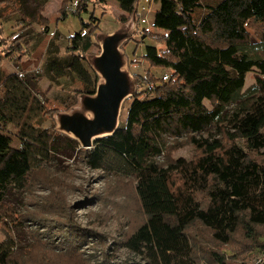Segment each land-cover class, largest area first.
Returning a JSON list of instances; mask_svg holds the SVG:
<instances>
[{
  "label": "trees",
  "instance_id": "1",
  "mask_svg": "<svg viewBox=\"0 0 264 264\" xmlns=\"http://www.w3.org/2000/svg\"><path fill=\"white\" fill-rule=\"evenodd\" d=\"M27 1L0 0L23 24L10 36L13 53H24L30 44L31 19L43 26L42 36L48 32V19L34 13L35 7L30 10ZM34 1L42 8L47 0ZM154 1L159 6L152 27L158 33L145 37L158 45L145 46L141 58L168 78L149 70L145 78L137 77L125 121L90 149L57 130L56 111L47 107L37 82L44 76L62 91L95 94L100 77L86 59L99 27L93 14L66 37L63 54V36L52 33L35 74L0 69V216L13 220L14 212L4 206L10 184L59 185L45 179L43 161L71 150L94 170L130 179L143 219L123 238L127 251L146 264H232L237 252L264 248V0ZM90 2L76 0L71 10L63 0L58 18L79 17ZM137 2L120 0L119 8L131 14ZM251 71L255 84L241 93L244 75ZM46 120L49 126L43 125ZM6 128L13 130L17 146ZM171 139H183L193 156L170 158ZM63 202L53 192L41 215L30 218L57 213ZM75 243L67 245V258ZM11 249V240L0 242V264H28L24 249ZM53 257L48 251L32 264H50Z\"/></svg>",
  "mask_w": 264,
  "mask_h": 264
},
{
  "label": "rangeland",
  "instance_id": "2",
  "mask_svg": "<svg viewBox=\"0 0 264 264\" xmlns=\"http://www.w3.org/2000/svg\"><path fill=\"white\" fill-rule=\"evenodd\" d=\"M62 1L47 0L42 8L37 6L34 0L27 1L30 10L35 7L34 13H40L48 19V32L47 35L42 36L43 26L31 19L32 31L27 37L31 41L29 45L23 47L24 53L21 54L13 53L10 36L19 32L23 24L20 20L18 21V15H13L11 7L5 4L0 5V22H4L2 28L0 27V69L3 73L35 74L43 64L44 53L52 33L58 31L63 36L60 43V54H63V48L67 43L66 37L78 32L82 21L90 22L93 14L99 27L94 38V45L86 55L90 66L92 58L101 51V40L105 35L126 31L130 35L121 42L119 49L124 57L123 69L130 75L132 81V93L138 87L136 78H145L148 70L157 77L168 78L165 70L149 68L141 58L145 46L158 45L153 39L145 37L147 33H150L149 31L158 33L152 27L154 12L159 6L158 2L138 0L135 11L128 14L119 8L120 0H105L102 3L91 0L88 12H82L79 17L69 13L64 19H60L58 11ZM67 1L73 10L76 0ZM255 31V28L250 29V34L255 36ZM31 47H33L32 50H30ZM9 50L10 53H8ZM37 84L47 98V107L56 111L53 120L57 130L60 131L57 123L58 114H70L74 110H80V101L84 95L68 93L67 90L62 91L50 84L44 76L39 78ZM254 84L255 72H247L244 75L241 93ZM144 89L145 87L142 90ZM129 97L121 105L119 123L126 119L131 101ZM204 104L211 109L208 101H204ZM86 115L91 117L89 112ZM43 125L49 126L50 121L46 120ZM5 132L11 137L13 145L17 146L18 142L13 130L6 128ZM68 136L71 137V135ZM170 145V158L190 159L194 154L192 146L183 139L173 142L171 139ZM262 152L264 160V151ZM74 153L75 151L69 150L66 155L62 154L49 161H43L45 179L57 181L59 185L47 188L35 181V183L31 182L32 185L28 188H20L15 184L7 187L4 206L14 213L12 221L0 216V242L6 239L11 240L13 253L24 249L25 262L27 261L28 264H32L33 260H38L48 251L54 255L50 264H146L139 256L127 251L121 243L123 238L143 219L130 179H117L112 171L94 170ZM160 160L163 159L160 158ZM50 189L60 193L64 208L57 213H47L48 217L31 219V213L41 215L40 210L53 194ZM48 219L57 222L51 225ZM62 221L69 222L62 223ZM70 242H76V249L67 258V245ZM234 246L239 247L236 242ZM233 257L235 262L233 261L232 264L244 262L256 264L258 258H261L264 264V248L251 247L249 250L245 249L243 253L237 252Z\"/></svg>",
  "mask_w": 264,
  "mask_h": 264
},
{
  "label": "water",
  "instance_id": "3",
  "mask_svg": "<svg viewBox=\"0 0 264 264\" xmlns=\"http://www.w3.org/2000/svg\"><path fill=\"white\" fill-rule=\"evenodd\" d=\"M129 35V32L118 31L102 38L101 51L91 61L100 77L95 94L82 96L80 110L57 116L58 129L71 135L84 149H90L94 140L114 134L119 125L121 105L132 94V81L123 69L124 57L119 49Z\"/></svg>",
  "mask_w": 264,
  "mask_h": 264
},
{
  "label": "built area",
  "instance_id": "4",
  "mask_svg": "<svg viewBox=\"0 0 264 264\" xmlns=\"http://www.w3.org/2000/svg\"><path fill=\"white\" fill-rule=\"evenodd\" d=\"M256 264H262V259L258 258L257 261H256Z\"/></svg>",
  "mask_w": 264,
  "mask_h": 264
}]
</instances>
